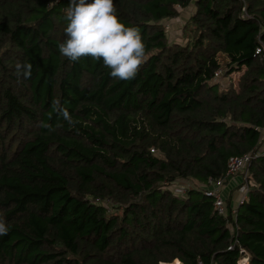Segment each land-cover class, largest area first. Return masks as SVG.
Returning <instances> with one entry per match:
<instances>
[{
    "label": "trees",
    "instance_id": "1",
    "mask_svg": "<svg viewBox=\"0 0 264 264\" xmlns=\"http://www.w3.org/2000/svg\"><path fill=\"white\" fill-rule=\"evenodd\" d=\"M68 2L0 0V264H264V155L235 215L207 195L262 147L264 0H114L145 44L130 80L59 53Z\"/></svg>",
    "mask_w": 264,
    "mask_h": 264
},
{
    "label": "clouds",
    "instance_id": "2",
    "mask_svg": "<svg viewBox=\"0 0 264 264\" xmlns=\"http://www.w3.org/2000/svg\"><path fill=\"white\" fill-rule=\"evenodd\" d=\"M64 11L65 39L57 45L62 56L71 62L83 57L102 60L112 78H135L146 57L145 44L138 27L120 21L114 0H69ZM7 231L0 218V235Z\"/></svg>",
    "mask_w": 264,
    "mask_h": 264
},
{
    "label": "built area",
    "instance_id": "3",
    "mask_svg": "<svg viewBox=\"0 0 264 264\" xmlns=\"http://www.w3.org/2000/svg\"><path fill=\"white\" fill-rule=\"evenodd\" d=\"M260 52L261 50H258V53ZM222 74L223 72L220 70L215 74V77L220 78ZM261 132H262V140H261L262 147L252 153L243 156L231 157L227 164V173L225 180L218 181L211 187L210 190H207V195L213 196L215 198L216 210L219 212V214L223 216H226L228 213L226 200H224L222 197V191L225 186V182L227 180L233 179L239 173H241V176L243 177L244 180L238 189L240 202L237 204V206L231 207L230 209L231 214L235 215L238 205L243 203L247 199L248 190H249L248 182H247L248 167L250 165V162L254 158L264 155V129L261 130ZM187 190H188V186L185 184H180L174 187V192L180 195H184L187 192ZM249 260H250V256L248 252H246L245 250H240V257L238 259V264H248ZM162 264H168V263H162Z\"/></svg>",
    "mask_w": 264,
    "mask_h": 264
},
{
    "label": "rangeland",
    "instance_id": "4",
    "mask_svg": "<svg viewBox=\"0 0 264 264\" xmlns=\"http://www.w3.org/2000/svg\"><path fill=\"white\" fill-rule=\"evenodd\" d=\"M194 13V8L190 7L186 11H183L181 16L178 19L171 20L165 23V27L168 31L170 42H179V43H186L187 40L192 38L193 36V26L189 25L188 28L184 29L186 24L188 23L190 17ZM224 66L227 68L228 62L225 59H222ZM223 76V75H222ZM220 77L221 81L224 84H227L229 81L228 79ZM240 76V73H236L232 75V78L234 82H237L238 78ZM243 178L241 177V181L239 182L240 185L243 183ZM222 197L224 200H226V197L223 194L222 191ZM171 264H181L180 262H173Z\"/></svg>",
    "mask_w": 264,
    "mask_h": 264
},
{
    "label": "crops",
    "instance_id": "5",
    "mask_svg": "<svg viewBox=\"0 0 264 264\" xmlns=\"http://www.w3.org/2000/svg\"><path fill=\"white\" fill-rule=\"evenodd\" d=\"M241 177H242L241 173H239L233 179L227 180L223 188V194L226 197V201H228L230 197L232 196L233 200L231 203V207L237 206V204L240 202V196H239L238 189L240 186L239 182L241 181Z\"/></svg>",
    "mask_w": 264,
    "mask_h": 264
}]
</instances>
